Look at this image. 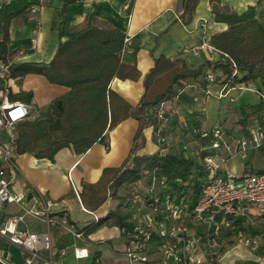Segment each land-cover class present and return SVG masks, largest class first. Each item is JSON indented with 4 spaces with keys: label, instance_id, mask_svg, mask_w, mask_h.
Masks as SVG:
<instances>
[{
    "label": "crops",
    "instance_id": "crops-1",
    "mask_svg": "<svg viewBox=\"0 0 264 264\" xmlns=\"http://www.w3.org/2000/svg\"><path fill=\"white\" fill-rule=\"evenodd\" d=\"M64 1L0 0V42L5 20L10 15H15L7 30L8 52L11 53L10 60L13 64L49 63L60 42L85 30L107 24L125 34L126 43L121 62L134 64L140 73V78L134 81L115 78L109 87L135 107L144 92L143 77L159 57L182 60L190 69H196L206 61L213 64L226 61V56L222 53L200 48L203 42L209 43L212 34L226 29L225 25L214 22L209 13L208 0H198L195 12L187 23L180 19L183 0H78L66 5ZM261 1L221 0L223 5H228L238 14H242L249 6H257L259 2L256 14L264 22ZM32 39L38 42L35 50L31 47ZM0 87L9 88L15 95L31 92L32 98L27 105L35 114L67 92L66 88L52 85L44 77L35 74L8 81L0 79ZM188 90L190 91L187 93ZM205 100L206 97L200 91L189 86L182 87L176 99L164 104L163 108L177 116L179 128L183 129L190 127L201 117L199 111ZM239 127V124L235 127L237 131ZM137 128L138 122L127 118L106 132L100 141L82 155H76L70 148L58 151L50 161L36 159L30 154L16 155L14 186L25 193L26 206L37 207V201L51 202V215L55 218L65 217L70 223L68 229L60 226L50 229L54 250H64L65 255L61 257L55 254L49 259L47 252H41L32 264H127L124 256L126 242L117 226H102L95 232L82 233L87 225L95 221V217H104L114 210L121 199H110L97 209L89 211L82 205L81 196L84 185L96 184L102 178L104 170L117 169L125 162L133 146ZM143 134L145 145L137 154L155 153L157 145L151 141L152 128L145 129ZM242 165L234 157L230 162L231 170L237 174L241 172ZM70 181L78 191L80 203L75 198ZM120 196L118 193L119 198ZM18 213L19 206L7 204L0 219L2 221L7 216ZM18 228L32 233L47 231L43 222L30 216H26L24 223ZM74 232L81 234V237L75 238ZM75 249L85 250L87 256L76 259L73 254ZM26 258L27 253L22 248L9 243L0 235V259L11 264H24ZM248 263L264 264V260H258L251 250L240 245L228 250L219 262Z\"/></svg>",
    "mask_w": 264,
    "mask_h": 264
},
{
    "label": "trees",
    "instance_id": "trees-1",
    "mask_svg": "<svg viewBox=\"0 0 264 264\" xmlns=\"http://www.w3.org/2000/svg\"><path fill=\"white\" fill-rule=\"evenodd\" d=\"M76 1L65 0L64 5ZM197 5L198 0H183L182 22L190 21ZM257 7L259 2L238 14L228 5H223L221 0H208L214 22L226 26L225 30L210 36L209 45L225 55L226 61L214 64L206 61L196 69H190L182 60L159 57L143 77L144 92L135 107L109 87L115 78L133 81L140 78L134 64L121 62L124 33L107 24L99 25L60 42L49 63L17 65L10 60L7 34L10 20L15 15L7 17L0 42V63L7 66L5 81L35 74L52 85L67 89L43 111L37 114L30 112L25 121L16 125L13 139L16 155L30 154L36 159L50 161L63 148L82 155L123 120L133 118L138 122L128 158L119 168L104 170L96 184L84 185L81 201L85 209L93 211L110 199L117 200L121 190L125 195L114 210L87 225L82 233L95 232L102 226L128 227V214L124 209L129 191L137 183L145 182L150 175L164 176V189L171 191L177 200H193L199 196L205 171L195 158L181 150V146L206 144V140L191 130L200 123L201 117L190 127L180 129L174 113L164 111L160 117L158 112L164 104L176 99L182 87L203 83V72L207 68H211L221 84L231 82L247 86L258 83L257 94L260 98L264 96V22L257 17ZM234 72L236 75L232 76ZM5 90L10 100H21L26 105L30 103L31 92L15 95L9 88ZM262 108L264 103L261 99L258 105L250 106L247 118L238 122L239 128L245 129ZM147 128H152L151 141L159 149L152 154L138 155L137 152L145 145L143 132ZM160 149L164 152L161 153ZM258 153L264 158V143ZM239 235L250 239L262 236L264 224L237 221L234 230L224 237L222 256L239 245ZM253 254L258 260H264V246L255 249Z\"/></svg>",
    "mask_w": 264,
    "mask_h": 264
},
{
    "label": "built area",
    "instance_id": "built-area-1",
    "mask_svg": "<svg viewBox=\"0 0 264 264\" xmlns=\"http://www.w3.org/2000/svg\"><path fill=\"white\" fill-rule=\"evenodd\" d=\"M126 43V40H125ZM36 39L31 47L37 49ZM201 49L211 50L208 42ZM7 66L0 63V79L5 80ZM202 82L189 86L207 97L210 86L218 85L219 98L234 90L253 89L244 84H221L216 74L207 68ZM236 72L232 76H235ZM257 92V91H256ZM5 88L0 87V218L7 204L19 206L20 213L0 219V235L27 253L24 264H32L39 253L47 252L49 259L55 254L63 257L64 250L55 251L50 229L60 226L68 229L65 217L51 215V202L37 201V207H27L26 195L14 186L17 172L16 153L13 145L16 125L25 121L30 114L28 105L9 99ZM264 103V96H261ZM163 106L158 112H164ZM200 123L192 127V133L206 144L193 147L183 144L181 150L203 167L206 177L200 194L195 199H179L165 190L166 179L157 174L150 175L145 182L134 185L126 199L124 212L128 214V227L120 232L125 239L124 252L127 264H218L222 257L224 237L235 228L237 221L254 223L264 218V172L253 170L250 155L258 153L264 143V108L250 120L245 129L235 134L220 127H205L204 106L200 109ZM14 131V134L12 133ZM2 132L9 141L2 140ZM160 142L163 144V140ZM159 147L157 148V150ZM164 152V149H160ZM239 159L243 165L239 174L230 168V162ZM71 182V181H70ZM75 198L80 203L77 189L71 182ZM81 209L83 207L80 205ZM30 216L47 226L44 233H32L18 226ZM98 218L95 217V220ZM75 238L81 234L74 232ZM239 245L252 252L264 246V235L248 238L239 235ZM76 259L87 256L85 250L73 251ZM3 264H11L2 259Z\"/></svg>",
    "mask_w": 264,
    "mask_h": 264
},
{
    "label": "rangeland",
    "instance_id": "rangeland-1",
    "mask_svg": "<svg viewBox=\"0 0 264 264\" xmlns=\"http://www.w3.org/2000/svg\"><path fill=\"white\" fill-rule=\"evenodd\" d=\"M260 7L264 9V0L261 1ZM253 89H259L260 85L258 83H250ZM220 87L218 85H212L209 88L205 104L204 110V126L205 127H220L225 131H231L233 134L237 132L235 127L238 126L239 120H244L247 118L249 114V107L258 105L260 102V97L255 90L246 89V90H234L229 93L228 96L224 98L218 97V92ZM190 90L187 91V93ZM203 96V94H202ZM30 111L31 108L29 107ZM32 112V113H33ZM5 132H2V140L9 141V137H5ZM14 134V131L12 132ZM251 166L254 168L253 170L264 172V158L260 156L259 153H254L252 155ZM120 200L123 195H125L124 191H120ZM255 223L264 224V218H256ZM220 262V261H219ZM219 264V263H218ZM252 264V263H248Z\"/></svg>",
    "mask_w": 264,
    "mask_h": 264
},
{
    "label": "water",
    "instance_id": "water-1",
    "mask_svg": "<svg viewBox=\"0 0 264 264\" xmlns=\"http://www.w3.org/2000/svg\"><path fill=\"white\" fill-rule=\"evenodd\" d=\"M29 198V197H28Z\"/></svg>",
    "mask_w": 264,
    "mask_h": 264
}]
</instances>
